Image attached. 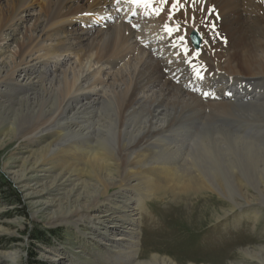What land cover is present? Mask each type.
<instances>
[{
    "label": "bare ground",
    "instance_id": "1",
    "mask_svg": "<svg viewBox=\"0 0 264 264\" xmlns=\"http://www.w3.org/2000/svg\"><path fill=\"white\" fill-rule=\"evenodd\" d=\"M25 1L17 0L19 13L12 3L15 11L0 15V28L12 31L23 15L39 24L43 10L34 16ZM49 1L43 28H25L16 63L0 60V150L14 141L29 148L13 180L32 218L95 230L112 248L103 260L123 264L137 257L133 212L159 192L264 204V0ZM135 56L121 95L100 75ZM6 160L12 169L15 159ZM84 171L96 183L81 180Z\"/></svg>",
    "mask_w": 264,
    "mask_h": 264
},
{
    "label": "rangeland",
    "instance_id": "2",
    "mask_svg": "<svg viewBox=\"0 0 264 264\" xmlns=\"http://www.w3.org/2000/svg\"><path fill=\"white\" fill-rule=\"evenodd\" d=\"M12 3H16V11L19 13L17 0H0V15L14 12ZM49 3V0L25 1L27 6H33L34 16L40 9L43 10L39 24L34 18L23 15L22 23L12 31H5L4 26L0 28L1 36L6 38L0 41L1 61H10L12 58L14 60L15 50L18 51L26 27L37 23L38 29L43 28L45 17L42 14L49 12ZM84 3L85 0H77L73 6H82ZM119 22L120 19L111 25ZM94 24V29H102L99 23ZM140 27L138 30L141 31L143 28ZM93 35L83 42V50L92 42ZM25 40L27 39L24 37ZM71 44L66 45V49ZM18 58L17 55L14 64ZM135 58L136 56L132 60L125 58L111 69V66L104 65L100 78L124 95L137 69ZM66 64L76 68L73 58L66 61ZM97 67L99 65L94 66V69ZM118 71H123L122 79ZM207 114L210 111L206 108L204 115ZM48 141L45 140L46 144ZM42 146L39 145L31 151H38ZM7 147L0 150V264L3 260L4 264H107L102 256L107 251H112V248L102 237H97L95 230L82 225L78 231L72 226H47L45 223L48 219L32 218L34 206L13 180L14 175L20 173L19 160L30 156L26 153L29 148L23 151L25 146L18 147L17 141L11 142ZM9 157L15 160L12 161L13 168L6 170L4 161ZM81 180L96 183L93 178H89L86 171L82 173ZM166 192H159L154 198L145 200L141 211L133 212L140 215L136 226L139 233L137 257L132 263L127 260L123 264L152 263V256L166 258L174 264H264L261 261L264 260V204L255 201L246 203L239 198L235 206L211 191H189L175 195L169 190ZM113 194L114 189H109L108 196ZM123 196L116 198V201L122 200ZM128 196L133 198V194ZM256 212L260 214L254 217ZM108 214L111 215L112 212L109 211ZM82 227L87 229L81 230ZM97 228L99 232L110 236L111 232H105L103 226ZM11 255L14 259L10 258Z\"/></svg>",
    "mask_w": 264,
    "mask_h": 264
},
{
    "label": "water",
    "instance_id": "3",
    "mask_svg": "<svg viewBox=\"0 0 264 264\" xmlns=\"http://www.w3.org/2000/svg\"><path fill=\"white\" fill-rule=\"evenodd\" d=\"M191 38H192V41H193V44H194L195 48L197 49L198 48V41H197V38H196L195 34H193L191 36Z\"/></svg>",
    "mask_w": 264,
    "mask_h": 264
},
{
    "label": "snow or ice",
    "instance_id": "4",
    "mask_svg": "<svg viewBox=\"0 0 264 264\" xmlns=\"http://www.w3.org/2000/svg\"><path fill=\"white\" fill-rule=\"evenodd\" d=\"M166 31H169L170 32L171 30L170 29H167V27H166ZM181 39H183V37H181Z\"/></svg>",
    "mask_w": 264,
    "mask_h": 264
}]
</instances>
